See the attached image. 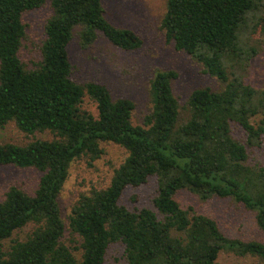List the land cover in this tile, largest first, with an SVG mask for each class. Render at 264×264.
<instances>
[{
	"label": "trees",
	"instance_id": "trees-1",
	"mask_svg": "<svg viewBox=\"0 0 264 264\" xmlns=\"http://www.w3.org/2000/svg\"><path fill=\"white\" fill-rule=\"evenodd\" d=\"M46 1L0 0V129L13 122L25 135H50L24 146L0 143V166L42 173L33 195L12 186L0 200V264H106L112 244L123 246L125 264H217L222 252L264 262V242L229 238L209 216L175 200L182 190L202 201L230 200L251 211L264 232V164L250 161L253 150L264 152V88L238 76L259 51L249 35L264 30L254 23L264 0L166 1L165 41L220 87L192 91L181 107L172 90L178 73L158 70L142 125L132 124L131 100L71 79L67 48L76 29L81 50L99 35L123 52L142 46L137 34L105 19L101 0H50L41 57L32 68L20 61L23 16ZM85 97L96 116L82 108ZM102 143L127 156L106 188L80 195L64 222L58 198L69 168L81 158L99 159ZM151 179L155 210L120 204L124 191ZM27 225L33 228L23 240L11 239ZM66 233L79 245H65Z\"/></svg>",
	"mask_w": 264,
	"mask_h": 264
},
{
	"label": "rangeland",
	"instance_id": "rangeland-1",
	"mask_svg": "<svg viewBox=\"0 0 264 264\" xmlns=\"http://www.w3.org/2000/svg\"><path fill=\"white\" fill-rule=\"evenodd\" d=\"M166 1L101 0L104 17L111 25L130 30L141 38L142 46L134 52L118 50L101 35L91 47L81 50L77 37L79 29L74 31V37L67 48L72 66L71 79L81 85L87 82L102 84L109 90L112 99L131 100L135 104L131 118L133 125H142L144 117L150 112V81L158 70H174L178 73L177 80L172 82V90L181 107L192 91L206 87L217 91L220 87L215 78L202 73L203 68L199 63L184 52L176 51L172 44L165 41L160 25L165 13ZM51 13L50 0H47L44 6L23 16L26 34L18 56L28 68H32L41 57V46L45 40L44 26ZM254 16V23L264 26L262 24L264 6L260 7ZM262 31L249 35L251 45L259 47V51L245 70H238V76L256 88H264V30ZM82 108L94 116L97 115L95 104L87 97L84 98ZM181 113L186 116L185 112L181 111ZM235 136H240L242 139L244 137L239 131H236ZM47 139H50L48 133L25 135L13 122L0 129L2 144L24 146L36 140ZM101 148L103 154L96 161L81 158L71 164L67 180L58 198L64 222H67L71 207L80 195L89 194L93 189L106 188L114 170L127 156L124 149L111 143H102ZM250 161L264 164V152L253 150ZM41 176V172L31 168L0 166V200L4 199L5 192L12 186L27 195H33ZM155 195L156 183L155 179H151L146 186L124 191L120 204L130 210L134 208L155 210L152 205ZM175 200L183 209L192 207L196 213L209 216L217 223L220 231L229 238L264 242V232L256 226L254 214L230 200L213 198L202 201L185 190L178 192ZM32 228V225H27L13 234L11 239L23 240ZM63 241L71 248L79 245L77 236H70L69 233L65 234ZM9 245L10 240L1 243L4 249ZM105 259L106 264H125L123 246L112 244L107 250ZM217 264H264V262L256 258L238 257L222 252Z\"/></svg>",
	"mask_w": 264,
	"mask_h": 264
}]
</instances>
